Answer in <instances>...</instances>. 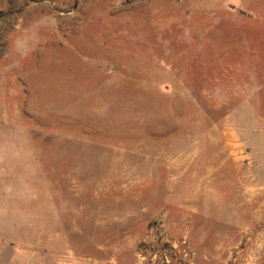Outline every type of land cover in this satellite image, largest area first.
<instances>
[{
    "label": "rangeland",
    "instance_id": "1",
    "mask_svg": "<svg viewBox=\"0 0 264 264\" xmlns=\"http://www.w3.org/2000/svg\"><path fill=\"white\" fill-rule=\"evenodd\" d=\"M0 253L264 264V0H0Z\"/></svg>",
    "mask_w": 264,
    "mask_h": 264
},
{
    "label": "crops",
    "instance_id": "2",
    "mask_svg": "<svg viewBox=\"0 0 264 264\" xmlns=\"http://www.w3.org/2000/svg\"><path fill=\"white\" fill-rule=\"evenodd\" d=\"M14 257H17L16 255L14 256L12 253H0V264H35L34 261L30 263V260L28 258L22 259L23 261H20L19 263ZM40 264H52L51 262L49 263H40ZM133 264H136L135 262Z\"/></svg>",
    "mask_w": 264,
    "mask_h": 264
}]
</instances>
